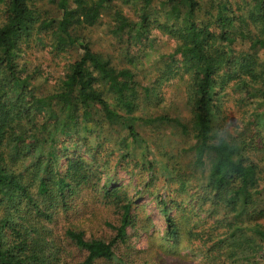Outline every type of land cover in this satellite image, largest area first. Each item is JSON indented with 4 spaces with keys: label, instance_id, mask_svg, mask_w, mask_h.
I'll return each mask as SVG.
<instances>
[{
    "label": "trees",
    "instance_id": "trees-1",
    "mask_svg": "<svg viewBox=\"0 0 264 264\" xmlns=\"http://www.w3.org/2000/svg\"><path fill=\"white\" fill-rule=\"evenodd\" d=\"M117 1L0 0V264H46L37 239L45 247L47 234L24 221L37 216L51 219L54 203L61 200L67 206V199L84 187H94L91 182L97 176L92 161L79 152L84 144L94 161L111 165V154L106 159L99 150L111 138L116 166H140L142 181L148 179L145 190L161 195L164 188L170 191L169 199L174 193L181 197L188 193L196 181L184 180L185 175L172 165L180 161L165 160L162 146L146 135L155 122L175 126L182 138L193 139L184 152H190L191 164L199 173L196 196L205 216L187 228L196 242L186 247L201 256L200 264L262 263L264 133L260 128L262 133L251 130L264 124V60L260 59L261 52L264 57V0H209L205 13L201 0H121L138 6V19L116 9V26L111 29L115 37L127 35L132 44L144 42L150 40L154 26L176 40L169 61L161 60L160 71L169 68L165 76L176 69L182 76L188 74V120L180 115L178 105H173L175 116L168 110L137 113L154 96V87L122 61L95 51L81 34ZM44 5L54 6L56 13L46 12ZM48 31L58 55L68 48L81 54L72 58L51 90L42 92L16 54L22 35ZM238 43H245L247 49L238 53ZM218 114L223 119L215 123ZM231 118L234 125L226 126ZM64 157L69 160L61 168ZM111 185L105 181L101 193L119 215V223L110 224L116 235L110 240L86 238L76 226L69 227L66 235L78 249L87 251L78 264L112 259L116 244L126 242L128 229L136 225L135 200L125 189ZM18 203L26 207L19 209ZM180 206L181 216L192 211L184 199ZM167 218L168 234L181 242L180 230L185 228L180 229L175 217Z\"/></svg>",
    "mask_w": 264,
    "mask_h": 264
},
{
    "label": "rangeland",
    "instance_id": "rangeland-1",
    "mask_svg": "<svg viewBox=\"0 0 264 264\" xmlns=\"http://www.w3.org/2000/svg\"><path fill=\"white\" fill-rule=\"evenodd\" d=\"M201 2L205 13V10L208 9L209 0H201ZM114 4V7L104 11L97 24L83 31L81 30V34L89 40L95 51L102 52L107 57H112L114 62L122 61V65L133 68L142 81L150 82L151 86L154 87V96L150 101H144L137 113L154 115L168 110L170 115L175 116L177 113H175L173 105H178L180 115L188 120L191 114L186 90L188 74L182 76L181 70L176 69V71L165 76L163 74L169 68L160 71L163 65L162 61H169L168 55L173 52L176 40L162 29L154 26L151 28L150 40L145 39L144 42L132 44L127 35L122 39L115 37L111 33L112 26H116L115 10L123 9L125 13L138 19L136 17L138 6L132 7L124 4L121 0ZM39 5L41 7V4ZM43 8L51 14L56 13L54 6L47 7L44 5ZM30 28H33L32 25H30ZM52 39L51 31L38 36L26 37L22 35L19 44L21 48L16 54V60L24 68V72L32 75V82L42 92L51 90L65 75L72 58L76 59L81 54V51L77 48H68V51L58 55L59 50L55 49ZM247 47L248 45L245 43L235 45L238 53L242 52L243 49L246 50ZM238 53L236 52L237 55H239ZM262 53H260L261 61L264 60ZM130 60H133V62ZM217 111L218 109H216V114ZM234 113L231 117L235 119ZM219 118L223 119V115L214 116L215 123H219ZM234 121H232V118L228 119L226 126H233L232 122ZM249 126H251V123ZM260 126H256L251 131L262 133L260 131L262 129L264 133V124L262 123ZM89 127L90 125H88ZM149 127L152 128L146 132V135L151 137L155 144L162 146L159 148L165 152L164 159L170 162L179 160L180 163H173L172 165L177 166L185 175H183L184 180L188 182L191 180L192 182L196 181V184H190L191 186L187 188L188 193H185L183 197L174 193L172 199H169L168 194L170 191L167 192L164 188L160 191L161 195L155 194L153 190L147 191L143 188L148 179L142 181L143 172L140 166L133 167V165H130V167H125L124 164L116 166V157L115 154H112L115 146L111 138L105 140L103 146L101 145L99 149L101 150V156L106 159H108V154H111L110 161L112 163L111 165L106 164L107 167L98 160L94 161L85 152L87 144H84L79 148V152L90 162L92 161L91 170L97 176L95 177L96 184L93 183L95 180L91 182L94 187H84L79 194L67 199V206H64L61 200L58 205L54 203V207L49 211L51 219L37 216L36 218L31 217L29 222L28 219L24 221L25 225L28 223L30 227L37 228L40 233L47 234L44 238L45 247L42 240L37 239V244H40L42 248V255L46 259L44 260L46 264H78L85 259L87 251L78 249L66 235L67 229L71 226H76L75 229L83 231L86 238H103L106 240L114 238L116 231L110 224L117 225L119 215L109 208L102 197L101 186L105 181L107 183L111 182V187L118 186L125 189L135 200L136 225L128 229L129 236L126 242L116 244L115 256L112 259L101 258L96 261V264H200L201 256L186 247V244H190L189 242L191 244L196 242L190 239L191 236H188L187 228L197 224L199 218L205 216L201 210L202 204L198 203L196 196L197 188L200 185L199 173L191 164L192 155L190 152H184V149L192 144L193 139L192 137L182 138L178 133L179 128L175 126L155 122ZM247 129L249 130V128ZM83 131L91 130L85 129ZM106 133L108 134V132ZM95 144L97 145L96 142ZM164 145L166 148H164ZM68 160V157L60 159L61 168L67 164ZM97 179L101 180L98 181ZM173 185H176L175 182H173ZM182 199L188 204L187 208L192 209L189 212L190 215L185 212L184 216H181L180 203ZM23 207H26L25 204L23 206L18 205L19 209ZM17 210L14 209L13 211L17 212ZM168 216L176 218L180 229L185 228V230H180L182 234L181 242L168 234ZM31 220L37 224H32ZM210 222L212 224L214 220L212 219ZM32 247L34 246L32 245ZM261 261L260 264H264V257L261 258Z\"/></svg>",
    "mask_w": 264,
    "mask_h": 264
}]
</instances>
